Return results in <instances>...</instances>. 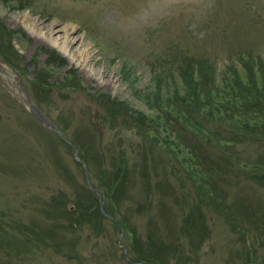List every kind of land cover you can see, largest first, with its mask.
I'll return each instance as SVG.
<instances>
[{"label":"rangeland","instance_id":"rangeland-1","mask_svg":"<svg viewBox=\"0 0 264 264\" xmlns=\"http://www.w3.org/2000/svg\"><path fill=\"white\" fill-rule=\"evenodd\" d=\"M67 28L73 62L46 39ZM0 60L55 124L0 71V264H139L132 245L149 235L176 247L154 255L162 264H264V121L206 123L201 109L226 75L262 83L264 0H0ZM108 97L129 124L109 117ZM119 162L126 184L111 201L99 184ZM84 187L100 214L77 222Z\"/></svg>","mask_w":264,"mask_h":264},{"label":"trees","instance_id":"trees-1","mask_svg":"<svg viewBox=\"0 0 264 264\" xmlns=\"http://www.w3.org/2000/svg\"><path fill=\"white\" fill-rule=\"evenodd\" d=\"M59 60L61 61L62 59L59 58ZM248 72L252 74V73H255L256 71L254 68H250ZM74 74H75L74 69H70L67 72L65 78H68ZM234 75L235 77L226 75V77L222 78L221 85L219 84L216 85V91L213 93V96L215 97L214 102L211 101L210 104L207 102L201 106L202 111H204V114H203L204 117L202 118L205 119L206 123H215L218 120L223 119L222 115L225 113L229 115L227 117L233 120L234 123H238L237 124L238 127L240 126V124L242 125L244 124L245 127L247 126V128H251V127L253 128L255 125H259L260 123L264 121V102L261 101L264 95H262L260 99L261 91L259 93V91L255 90V88H259L261 84H264V72H262V75H263V79H261L262 83H260V80L258 79L259 77L252 78V76H249L246 74L240 75L238 73H234ZM202 82H204L203 84L205 85L208 84L207 81H202ZM213 84L215 85V83ZM238 89H242V91L247 92L249 95L247 94L246 96H244L242 95L241 92L237 93ZM253 90H254V93L252 92ZM103 102L106 105H108V114L110 118L111 117H113L114 119L122 118L124 122L129 124V122L126 121L127 117L131 115V113L128 112L129 110L128 107L123 106L118 101L112 100L109 97L107 100H103ZM207 110L210 111L211 116H208L205 114ZM168 112L171 113L172 116L175 115V109H170ZM136 115L141 117V119L143 120L150 118V117H147V115H142L140 113H137ZM176 118L178 120H181L180 116H176ZM184 122H186L187 128H189V130H192V133L197 134L200 137L203 136L202 133L205 131L204 129L205 126L201 125L198 121H194L193 124L190 123L189 120H184ZM234 125L237 126L236 124ZM234 128L235 127L233 128L231 127L233 131H234ZM212 132L215 133V135H217L218 137H220L222 134L220 130H214ZM226 133L227 132L224 130L223 135L226 136L227 135ZM156 134H157V131L154 133V135L156 136ZM241 136L244 138L248 137V131ZM208 139L211 140L210 137H208ZM161 140H162V136H161ZM213 140L219 143V141L216 138H213ZM165 141L166 143L171 142L169 140L168 141L165 140ZM168 146L169 148H171L170 144ZM193 150L196 151V148L193 147ZM187 156H189L188 152H183V154H181L179 157H187ZM120 157L124 158V154H122ZM195 158L199 159L198 155ZM203 158L204 157H202L201 159ZM146 163L147 161L144 160V164ZM125 172L126 171L123 170V166L121 165L120 162L118 163V167L116 169H108V172L103 171L104 179L107 177V174H108V182L107 183L101 182V184H99V188L103 190L104 196H108V199H110L111 201L113 198L117 196V191L119 192V190L124 189ZM188 175L195 177V174L192 172H189ZM82 194L83 195L86 194L89 197V199L91 200L90 204L81 206L79 209H82V210H80V212H76L75 213L76 216L73 215V212L67 214L69 216H74L77 222L81 221L77 217L79 215H83V217L84 215L85 217L93 216V215L95 217H98L100 214L99 207H98L99 201H98V197L96 196V194L93 193L87 187L82 188ZM56 200L58 199L53 198L51 201L48 200L47 205L50 208V210L56 209V207H53V205L56 203L54 201ZM60 204H62L61 201H60ZM65 209L69 211L66 205H65ZM60 211L64 212L62 208ZM191 213H195V216H192ZM197 214H198V206H193L189 210L187 216L184 219L185 224L182 227H185L184 229L186 231L184 232L186 234H189L190 237H194L197 233H199V230L193 229L192 226H190V221L193 220L195 217H197ZM72 222L73 220L70 221V224H72ZM2 226L4 228V225L0 219V229H2ZM147 238L148 240L145 244L136 243L132 245V251L135 254V260L137 262H139L140 264H147V263L148 264H162V262H160L159 259L156 258L154 255L155 254L160 255V253L163 254L165 251L168 250V248L172 250L173 255L172 254L171 255L174 256V251H176V247H173L172 245L167 247L164 244L163 245L157 244L156 239L151 235L147 236ZM150 247H153L152 251L149 250ZM177 249L179 250L178 246H177ZM185 258L186 257L180 258L178 261H175V264H185Z\"/></svg>","mask_w":264,"mask_h":264},{"label":"water","instance_id":"water-1","mask_svg":"<svg viewBox=\"0 0 264 264\" xmlns=\"http://www.w3.org/2000/svg\"><path fill=\"white\" fill-rule=\"evenodd\" d=\"M0 69L1 70H3V71H5V69L3 68V66L0 64ZM5 73L6 74H8V75H10L11 77H13L14 78V80L16 81V83H18V87H19V89L24 93V95H25V100H26V102H27V104H28V107H29V111L37 118V120H39L41 123H43L46 127H48V128H50V127H55V124L50 120V119H48V118H46V116H45V114L44 113H42L40 110H39V108L36 106V105H34L31 101H30V97H29V95H28V93H27V91H26V89L23 87V85H22V83L20 82V80H19V78L18 77H16V76H13V75H11V74H9V73H7L6 71H5ZM65 139H66V137L65 136H63ZM85 173H86V175H87V172L85 171ZM87 177V176H86ZM87 179V178H86ZM87 181V185H88V187H90V182H89V180L87 179L86 180ZM92 189V188H91ZM94 192H98V190L97 189H92ZM73 208V206L71 205L70 207H69V209L71 210Z\"/></svg>","mask_w":264,"mask_h":264},{"label":"bare ground","instance_id":"bare-ground-1","mask_svg":"<svg viewBox=\"0 0 264 264\" xmlns=\"http://www.w3.org/2000/svg\"><path fill=\"white\" fill-rule=\"evenodd\" d=\"M235 8V7H234ZM240 13V12H239ZM71 27V26H70ZM70 30V29H69ZM75 30V29H74ZM32 31V30H30ZM38 31V30H37ZM53 31V30H52ZM60 31H63L62 33H60L61 35L56 37V38H46L48 41H49V45L51 47H54L56 48L61 55L65 56L68 58V60L70 62H73L75 61V56L73 54L70 53V51L68 50V45L69 43L71 42V39H70V35H69V31L68 32V28L67 29H64V30H60ZM55 32H58V31H55ZM52 33V32H51ZM53 34V33H52ZM61 38V39H60ZM72 43V42H71ZM70 46V45H69ZM82 53H84L86 51V49H81ZM80 51V53H81ZM81 53V54H82ZM77 55V54H76ZM80 56V55H79ZM80 62V61H79ZM83 62V61H82ZM81 62V63H82Z\"/></svg>","mask_w":264,"mask_h":264}]
</instances>
